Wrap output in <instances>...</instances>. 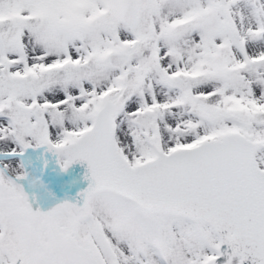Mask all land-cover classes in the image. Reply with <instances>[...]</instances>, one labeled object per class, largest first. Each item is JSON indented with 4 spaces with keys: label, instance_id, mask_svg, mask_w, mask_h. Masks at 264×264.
Segmentation results:
<instances>
[{
    "label": "snow or ice",
    "instance_id": "1",
    "mask_svg": "<svg viewBox=\"0 0 264 264\" xmlns=\"http://www.w3.org/2000/svg\"><path fill=\"white\" fill-rule=\"evenodd\" d=\"M0 264H264V0H0Z\"/></svg>",
    "mask_w": 264,
    "mask_h": 264
}]
</instances>
